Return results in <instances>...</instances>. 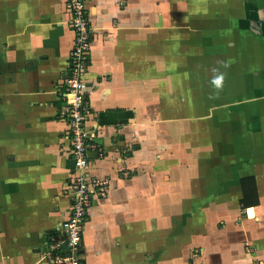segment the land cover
<instances>
[{
    "label": "crops",
    "instance_id": "0c3cea01",
    "mask_svg": "<svg viewBox=\"0 0 264 264\" xmlns=\"http://www.w3.org/2000/svg\"><path fill=\"white\" fill-rule=\"evenodd\" d=\"M85 7L87 125L102 152L89 173L107 186L81 263L264 264V0ZM69 19L67 0H0V264H51L42 252L70 210L56 94Z\"/></svg>",
    "mask_w": 264,
    "mask_h": 264
},
{
    "label": "built area",
    "instance_id": "2783aa9c",
    "mask_svg": "<svg viewBox=\"0 0 264 264\" xmlns=\"http://www.w3.org/2000/svg\"><path fill=\"white\" fill-rule=\"evenodd\" d=\"M69 26L73 32V45L68 67L56 94L63 103L58 114L65 122L63 136L69 141V153L74 172L66 183L70 197V210L60 222L58 232L49 237L41 258L51 264H82L81 231L93 195L104 197L107 181L90 175L91 153H102L95 143L94 127L87 125L89 45L92 29L87 16L85 0H67ZM123 152V150H120Z\"/></svg>",
    "mask_w": 264,
    "mask_h": 264
},
{
    "label": "clouds",
    "instance_id": "9594fccd",
    "mask_svg": "<svg viewBox=\"0 0 264 264\" xmlns=\"http://www.w3.org/2000/svg\"><path fill=\"white\" fill-rule=\"evenodd\" d=\"M213 71L218 73L217 69H213ZM224 80H225V76L223 73L216 74L214 78L211 80V84L217 90V92L223 89Z\"/></svg>",
    "mask_w": 264,
    "mask_h": 264
}]
</instances>
